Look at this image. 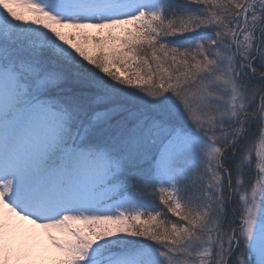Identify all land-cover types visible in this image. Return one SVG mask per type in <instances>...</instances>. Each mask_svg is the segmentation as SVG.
Returning <instances> with one entry per match:
<instances>
[{
    "label": "snow or ice",
    "instance_id": "1",
    "mask_svg": "<svg viewBox=\"0 0 264 264\" xmlns=\"http://www.w3.org/2000/svg\"><path fill=\"white\" fill-rule=\"evenodd\" d=\"M0 264H264V0H0Z\"/></svg>",
    "mask_w": 264,
    "mask_h": 264
},
{
    "label": "bare ground",
    "instance_id": "2",
    "mask_svg": "<svg viewBox=\"0 0 264 264\" xmlns=\"http://www.w3.org/2000/svg\"><path fill=\"white\" fill-rule=\"evenodd\" d=\"M38 233L41 234V238L44 240V242L47 241V240H46V235L44 234V232H40V231H38Z\"/></svg>",
    "mask_w": 264,
    "mask_h": 264
},
{
    "label": "rangeland",
    "instance_id": "3",
    "mask_svg": "<svg viewBox=\"0 0 264 264\" xmlns=\"http://www.w3.org/2000/svg\"><path fill=\"white\" fill-rule=\"evenodd\" d=\"M36 231H37V232H38V231L43 232V230H41V229H37ZM45 243H47V241H45Z\"/></svg>",
    "mask_w": 264,
    "mask_h": 264
}]
</instances>
